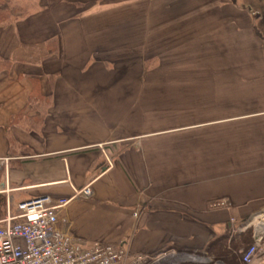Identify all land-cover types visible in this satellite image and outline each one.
<instances>
[{
    "label": "crops",
    "instance_id": "1",
    "mask_svg": "<svg viewBox=\"0 0 264 264\" xmlns=\"http://www.w3.org/2000/svg\"><path fill=\"white\" fill-rule=\"evenodd\" d=\"M12 3L0 24L7 211L69 199L57 227L86 247L123 245L119 264L164 251L193 264L264 211V0Z\"/></svg>",
    "mask_w": 264,
    "mask_h": 264
},
{
    "label": "built area",
    "instance_id": "2",
    "mask_svg": "<svg viewBox=\"0 0 264 264\" xmlns=\"http://www.w3.org/2000/svg\"><path fill=\"white\" fill-rule=\"evenodd\" d=\"M81 191L86 197L92 195L90 186ZM68 201L53 202L50 196H40L20 202L17 215L9 211L0 220V264H119L126 259L123 245L86 247L59 229L57 210ZM255 236V242L243 251V264H259L264 253L261 231ZM171 253L139 255L131 264H155Z\"/></svg>",
    "mask_w": 264,
    "mask_h": 264
},
{
    "label": "trees",
    "instance_id": "3",
    "mask_svg": "<svg viewBox=\"0 0 264 264\" xmlns=\"http://www.w3.org/2000/svg\"><path fill=\"white\" fill-rule=\"evenodd\" d=\"M11 2L12 0H0V24L8 22L10 17L13 16L12 11L15 8L11 5ZM1 182L2 172L0 171V184ZM7 208L8 198L4 193H0V220L6 216ZM227 241L224 237L217 239L209 248L211 254L226 264H243V251L254 242L252 233L240 234L236 239H232L230 243ZM239 247H244L240 253L238 252ZM234 251H236L235 254H233Z\"/></svg>",
    "mask_w": 264,
    "mask_h": 264
},
{
    "label": "rangeland",
    "instance_id": "4",
    "mask_svg": "<svg viewBox=\"0 0 264 264\" xmlns=\"http://www.w3.org/2000/svg\"><path fill=\"white\" fill-rule=\"evenodd\" d=\"M232 2L234 5H237V7H239L241 5V2H244V0L243 1L242 0H232ZM11 5L14 6L15 8V5H13V3ZM11 212L12 214H18L19 213L18 207L14 206ZM244 223H245L244 221L242 222L236 221L234 223V226L230 228L222 237H224L225 240H228L227 242L230 243L232 239H236L240 234H246L247 232H251L252 237H253L255 230H257V231H261L262 244H264V211L258 213L257 215H254L245 226H243ZM253 240H254V237H253ZM235 243H238V242H235ZM242 249H244V247H239L238 252L240 253ZM235 253L236 251L233 252V254ZM176 254L177 255L175 256L173 254H170L169 256L165 257L164 259H161L155 264H183V261L181 263L182 259H179L183 257L179 255L178 253ZM187 261L193 264H226L224 261L217 259L216 256H213L210 253L201 254V253L196 252V256L187 257ZM259 264H264V253H262V257L259 261Z\"/></svg>",
    "mask_w": 264,
    "mask_h": 264
}]
</instances>
